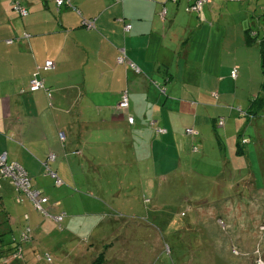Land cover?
<instances>
[{
	"label": "crops",
	"instance_id": "obj_1",
	"mask_svg": "<svg viewBox=\"0 0 264 264\" xmlns=\"http://www.w3.org/2000/svg\"><path fill=\"white\" fill-rule=\"evenodd\" d=\"M18 1L28 11L24 17L12 9L10 0H0V153L21 165L31 185L48 197L49 215L34 214L37 211L25 195L0 177V254L6 256V264L24 259L23 235L27 239L30 234H49L54 227L52 216L62 209L70 213L61 199L64 195L72 198L68 192L76 191L75 187L96 193L114 207L127 208L124 215L133 219L142 214H135L132 194L145 187L152 189L160 177L183 176L190 169L185 167L187 162L190 166L214 162L219 181L225 176L223 171L236 172L244 147L250 160V136L245 134H250L255 116L244 112L262 82L264 0H244L245 9L230 11V15L242 16L233 21L235 34L226 51L222 50L225 31L215 30L212 41L211 29L218 23L213 10L215 1L220 0H209L199 13L188 9L193 0H70V6L61 7H56L54 0ZM218 10L223 18L227 10ZM84 20H91L92 25L86 26ZM204 23L209 31L196 41L192 33L203 30ZM126 24L130 25L128 31L124 30ZM249 37L253 38L250 44L246 42ZM122 51L139 73L133 72L127 61H117ZM46 60L53 62V68L41 70L39 76L50 98L44 90L28 89L36 66ZM233 68L235 79L229 75ZM242 81L250 83L245 96L238 88ZM125 91L128 107L120 109L117 103ZM230 105L234 109L228 110ZM220 118L224 123L218 126ZM157 127L165 132L157 133ZM190 127L196 129L195 136L185 134ZM61 130L66 136L63 144L57 135ZM239 138L246 142L238 154ZM189 143L198 146V157L185 154ZM51 154L55 159L49 167L63 179L59 186L53 185L43 166ZM92 174L109 179L98 182L91 179ZM244 175L250 189V165ZM250 195L249 203L240 205L249 209V217L250 204L259 207L264 191L253 189ZM237 203L222 199L220 205ZM113 206L107 207L115 209ZM95 213L72 214L67 228L88 225L79 230L78 237L83 242L93 240V229L101 222L95 223L102 218L101 212ZM113 213L104 214L105 218L119 215ZM260 215L253 213L251 221ZM18 220L23 227L12 231ZM106 222L111 224L110 219ZM233 223L231 214L232 228ZM255 226L250 227L246 220L244 229H233V240H250ZM4 232L13 236L11 244L1 249ZM136 235L134 231L129 238ZM95 241L103 248L99 253H103L105 264L113 246L106 235ZM18 246L21 256L12 258ZM99 253L89 260L84 259V253L82 259L79 255L73 258L76 264H92ZM44 255L46 260L50 258Z\"/></svg>",
	"mask_w": 264,
	"mask_h": 264
},
{
	"label": "rangeland",
	"instance_id": "obj_2",
	"mask_svg": "<svg viewBox=\"0 0 264 264\" xmlns=\"http://www.w3.org/2000/svg\"><path fill=\"white\" fill-rule=\"evenodd\" d=\"M215 5L217 7L213 11H215L214 15L218 23L215 22L211 29L212 41L215 40V30L225 31L227 39L224 41L222 50L226 51L231 43L232 34H235L232 29L233 21L242 16L241 14L230 15V11L237 12L245 9V2L244 0H220L215 1ZM218 8L227 10L223 18L218 16L220 14ZM202 25L205 26L203 30H200L198 34L192 33L196 41L204 39V33L209 31L205 23ZM223 61L224 64L227 63V59ZM235 85L238 84L235 83ZM238 88L240 95L245 96L250 89V83L242 81ZM256 92L252 95L253 97ZM227 108L231 110L233 106L230 105ZM244 114L248 116L245 112ZM245 135L250 136V160L246 157L247 149L244 147V158L240 157V166L236 168V172H231V174L229 171L226 173L223 171L222 174L225 176L217 181L215 173L218 171L215 166H212L214 162L193 163L191 166L187 162L185 167L190 169L186 170L183 176H168L165 180L160 177L152 189L145 187L141 193L132 194V202H135L134 212L136 215L142 214L137 218L132 219L125 216L124 212L127 208L120 205L114 207L103 197L101 200L96 193L71 184L76 190L68 192L72 198L64 195L61 199L62 205L66 206L70 213L62 209L65 213L63 220L59 224L53 220L54 227L49 234L45 232L39 234V232L33 237L28 234L27 239L21 237L20 242H26L24 244L25 256L23 260H16L14 264H76L73 257L79 255L82 259L83 253L85 254L84 259L89 260L93 253H99L103 249L101 245H95V240H99L101 235H106L113 246L105 264H264V229L262 228L264 226V202L260 201L259 207H253L250 204V217L246 215L249 209L240 208V205L249 203L248 199H251L250 193L253 189L264 191V108L253 117L250 123V134ZM189 146L190 148L184 150L185 154L189 157H198V146L192 143ZM194 148L198 151H194ZM249 165L250 189L246 175H244ZM175 172L182 173L181 170ZM90 177L95 181L103 178L99 180L100 182L109 179L97 174H92ZM49 179L52 181L51 178ZM32 184L37 186L33 180ZM222 199L238 200V203L223 207L220 205ZM84 201L85 205L82 204ZM108 205L115 209L107 207ZM114 210L119 212V215L105 218L106 214L113 213ZM48 212L49 209L46 207L45 215H49ZM95 212L102 214L101 220L98 216L94 217L100 220L95 224L101 223L95 225L96 228L93 229L91 235L93 240L83 242L82 237H78L79 230L87 228L88 225H74L75 230L67 228L74 218L71 215L86 216L87 213L97 215ZM37 213L34 212L36 215ZM253 213H261L260 216H256L254 222L251 221ZM231 214L235 221L232 224L233 228L230 224ZM38 215L43 216L41 213ZM107 219L111 221L109 226L106 224ZM19 220L13 227L11 224L7 226H11L12 231L13 229L20 230L23 224H19ZM246 220L250 227H254L256 223L261 226L257 230L258 225H256L255 230L250 231V240H233V229H244ZM134 231L137 235L130 239L129 234ZM124 234L126 235L124 236L125 241ZM12 236L11 233H3L1 237L4 247L1 249L11 244L9 242ZM21 251L18 246L14 254L10 256L19 257ZM33 253L37 254L40 260L34 258ZM44 254H49L50 258L46 260ZM68 254H71L70 257ZM5 259H7L6 256L0 254V264H6Z\"/></svg>",
	"mask_w": 264,
	"mask_h": 264
},
{
	"label": "built area",
	"instance_id": "obj_3",
	"mask_svg": "<svg viewBox=\"0 0 264 264\" xmlns=\"http://www.w3.org/2000/svg\"><path fill=\"white\" fill-rule=\"evenodd\" d=\"M116 1H122V0H116ZM175 2L176 0H172ZM12 9L17 12L21 17H24L28 14V11L24 5H22L18 0H10ZM55 6L56 7H61V6H70V0H54ZM209 2V0H193L191 3L188 5V9L199 13L203 6ZM162 14H165V10L162 11ZM86 26L92 25L91 20H84L83 22ZM130 28L129 24H126L124 26V30L128 31ZM24 36H27L26 34ZM119 63H123L124 61L126 62L127 59H125V55L122 51L120 57L117 59ZM127 63L130 65V68L133 70L135 73H139L140 69L131 61H127ZM53 68V62L51 60H46L41 66L38 65L36 66V71L35 73L31 76L29 80V86L28 89L30 91H36V90H44L47 97L50 98V91L44 87L43 81L39 76V73L41 70H49ZM229 75L231 78L235 79L237 77V71L236 68H233L230 70ZM117 106L120 109H126L128 107V96L127 92H123L121 94V97L117 103ZM128 121L132 123V118H128ZM218 126L223 125V118H220L217 121ZM155 131L157 133H163L165 132L164 128L157 127L155 128ZM185 134L192 136L194 135L195 131L194 129L192 130L191 128L185 129ZM58 139L59 141L63 144L65 141V133L64 131H58ZM245 140H242L241 143H245ZM194 151H197V149L194 148ZM55 159V155L51 154L49 155L46 160L43 162L44 169L46 171V174L50 176V178L53 179V183L56 186H59L62 184L61 179L56 176V172L52 170L49 167V163L53 162ZM0 177L6 178L11 181V183L15 186L16 190L18 192H21L25 195V197L31 202L33 208L42 214H45V208L48 205V197L45 195H42L38 189L33 187L30 182V177L28 176L27 172L25 169L19 165L18 163L14 161H8L6 153H0ZM65 216L64 212H60L56 215H53L52 218L57 222L58 224L63 220ZM264 229V226L262 227ZM28 231V227L26 229ZM23 238H26V235H23ZM49 259L48 257H46Z\"/></svg>",
	"mask_w": 264,
	"mask_h": 264
},
{
	"label": "trees",
	"instance_id": "obj_4",
	"mask_svg": "<svg viewBox=\"0 0 264 264\" xmlns=\"http://www.w3.org/2000/svg\"><path fill=\"white\" fill-rule=\"evenodd\" d=\"M252 41H253L252 37L251 38L249 37V39L246 40V42L248 44L252 43ZM260 65H261V73H262V82L260 84L259 91L253 97V99L251 100V102L249 104L248 109L245 111V113L248 116H250V115L251 116H257L258 113H260L263 110V107H264V49L262 50V54H261V58H260ZM132 121H133V119H132ZM242 145H243V143L241 144V138H239L238 142L236 143V146L238 148V150H237L238 154L243 152V150H242L243 146ZM260 226L261 225H259V228H260ZM102 263H103V253H99L95 257V259L93 260L92 264H102Z\"/></svg>",
	"mask_w": 264,
	"mask_h": 264
},
{
	"label": "flooded vegetation",
	"instance_id": "obj_5",
	"mask_svg": "<svg viewBox=\"0 0 264 264\" xmlns=\"http://www.w3.org/2000/svg\"><path fill=\"white\" fill-rule=\"evenodd\" d=\"M249 36H250V33H249Z\"/></svg>",
	"mask_w": 264,
	"mask_h": 264
},
{
	"label": "bare ground",
	"instance_id": "obj_6",
	"mask_svg": "<svg viewBox=\"0 0 264 264\" xmlns=\"http://www.w3.org/2000/svg\"><path fill=\"white\" fill-rule=\"evenodd\" d=\"M57 176V175H56Z\"/></svg>",
	"mask_w": 264,
	"mask_h": 264
}]
</instances>
